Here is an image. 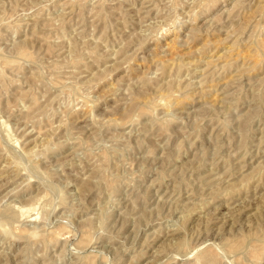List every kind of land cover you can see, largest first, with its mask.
<instances>
[{
	"label": "rangeland",
	"instance_id": "obj_1",
	"mask_svg": "<svg viewBox=\"0 0 264 264\" xmlns=\"http://www.w3.org/2000/svg\"><path fill=\"white\" fill-rule=\"evenodd\" d=\"M0 264H264V0H0Z\"/></svg>",
	"mask_w": 264,
	"mask_h": 264
}]
</instances>
